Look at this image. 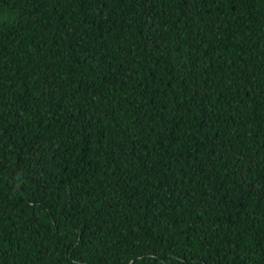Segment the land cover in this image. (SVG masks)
Returning <instances> with one entry per match:
<instances>
[{
    "label": "trees",
    "instance_id": "16d2710c",
    "mask_svg": "<svg viewBox=\"0 0 264 264\" xmlns=\"http://www.w3.org/2000/svg\"><path fill=\"white\" fill-rule=\"evenodd\" d=\"M0 264H264V0H0Z\"/></svg>",
    "mask_w": 264,
    "mask_h": 264
}]
</instances>
